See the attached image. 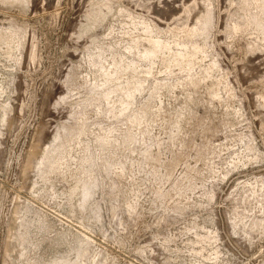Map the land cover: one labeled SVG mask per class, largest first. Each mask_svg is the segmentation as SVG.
Returning <instances> with one entry per match:
<instances>
[{
    "label": "rangeland",
    "instance_id": "374dc122",
    "mask_svg": "<svg viewBox=\"0 0 264 264\" xmlns=\"http://www.w3.org/2000/svg\"><path fill=\"white\" fill-rule=\"evenodd\" d=\"M0 264H264V0H0Z\"/></svg>",
    "mask_w": 264,
    "mask_h": 264
}]
</instances>
